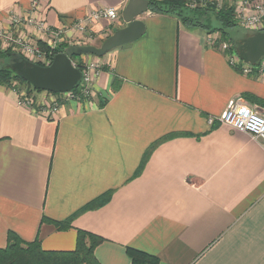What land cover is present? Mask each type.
<instances>
[{
    "label": "crops",
    "instance_id": "obj_1",
    "mask_svg": "<svg viewBox=\"0 0 264 264\" xmlns=\"http://www.w3.org/2000/svg\"><path fill=\"white\" fill-rule=\"evenodd\" d=\"M127 2L41 0V12L66 28L67 46L96 45L125 25ZM30 4L0 0V26ZM103 7L118 19L72 28ZM139 19L144 35L101 57L94 95L53 117L0 85V247L13 231L45 250H73L83 230L102 238L100 264H131L128 247L159 264H264V144L209 122L236 99L264 112V74L240 73L207 42L214 33L176 16ZM68 219L65 229L50 221Z\"/></svg>",
    "mask_w": 264,
    "mask_h": 264
},
{
    "label": "built area",
    "instance_id": "obj_2",
    "mask_svg": "<svg viewBox=\"0 0 264 264\" xmlns=\"http://www.w3.org/2000/svg\"><path fill=\"white\" fill-rule=\"evenodd\" d=\"M235 7L237 24L254 32L264 29V0H236ZM118 17V10L115 7H103L91 11L75 21L72 28L86 33L88 26L94 21L99 19L116 20ZM7 22V27L0 26L1 49L2 47L11 49L13 46H18L25 53L24 58L31 62L49 64L53 56L63 50L59 48L66 47L70 42H65L66 39H64L67 34L66 28H55L48 23L45 15L41 12V0H31L27 12L18 11L16 8L10 9ZM206 39L211 46L223 51L230 66L240 73L245 75L264 74V58L256 63H247L239 56L230 41L221 40L219 36L211 34L207 35ZM45 44L49 47V52H46ZM95 59L92 62L89 60L84 62L80 69L82 77L77 88L67 92L48 93L49 95L41 101H36L33 96L31 97L24 91L14 89L18 94V104L28 107L36 113L53 117L57 115L65 102L90 99L95 93V79L103 66L99 57H95ZM73 64L78 67L74 60ZM215 120L260 139L264 144V112L244 104L241 99L231 101L221 115L209 117L210 123Z\"/></svg>",
    "mask_w": 264,
    "mask_h": 264
},
{
    "label": "trees",
    "instance_id": "obj_3",
    "mask_svg": "<svg viewBox=\"0 0 264 264\" xmlns=\"http://www.w3.org/2000/svg\"><path fill=\"white\" fill-rule=\"evenodd\" d=\"M151 10L154 13L169 14L176 16L187 27H198L209 33L216 32L209 24L203 21L209 13L216 16L220 22V33L224 38L227 35V29L235 27L237 22L234 18L235 8L232 3L225 1L222 7L217 10L216 4L218 1L209 0L205 6L192 7L193 0H149ZM201 1V0H198ZM222 37V38H223ZM223 38V39H224ZM227 39V38H226ZM224 39V40H226ZM237 47V44H234ZM65 47V46H64ZM64 47H60L62 50ZM9 50L0 52V85L21 90L17 83L26 85L28 90H38L26 81L20 74L11 69ZM18 56V55H16ZM13 57V55H12ZM24 59L23 56H18ZM81 57H74L73 60L80 61ZM44 65V64H43ZM82 69L81 65H78ZM77 88V85L74 89ZM157 144V143H156ZM155 145V144H154ZM143 164L140 167L142 168ZM104 200L96 199L89 203L82 210L95 208L102 204ZM71 219V218H70ZM53 222L57 228L65 229L70 226L69 219L66 221ZM102 241V238L97 237L89 232L78 230L76 247L73 250L53 251L42 248L39 241L26 242L22 240L15 232L8 233V242L6 247H0V264H100L95 256V248ZM127 253L131 259V264H159V258L156 255L146 251L128 247Z\"/></svg>",
    "mask_w": 264,
    "mask_h": 264
},
{
    "label": "water",
    "instance_id": "obj_4",
    "mask_svg": "<svg viewBox=\"0 0 264 264\" xmlns=\"http://www.w3.org/2000/svg\"><path fill=\"white\" fill-rule=\"evenodd\" d=\"M149 0H128L123 9L125 25L107 36L100 45H69L56 53L47 65L14 59L11 69L20 74L33 87L48 92L71 91L80 81L82 73L74 66L73 58L81 55L103 57L117 47L124 46L141 38L146 30L139 17L149 10ZM239 56L247 63H256L264 58V29L255 31L241 39L238 45Z\"/></svg>",
    "mask_w": 264,
    "mask_h": 264
},
{
    "label": "rangeland",
    "instance_id": "obj_5",
    "mask_svg": "<svg viewBox=\"0 0 264 264\" xmlns=\"http://www.w3.org/2000/svg\"><path fill=\"white\" fill-rule=\"evenodd\" d=\"M216 1H218V3L216 4V9L217 10H219L222 7V5H223V3L225 1H227L228 3H232L234 5V8H236L235 7V1L236 0H216ZM208 2H209V0H201V1L193 0L192 3H191V6L192 7H196V6H199V5H201V6L205 5L206 6ZM234 18H235V16H234ZM203 21L205 23L209 24L212 28H214L216 30V32H213L215 36H216V34H218L217 36H219L221 38V40H224V39L227 38L226 41H230L231 43H233V45L236 43L237 47H235V46L234 47L236 48L237 51H238V45H239L241 39L254 33L253 30L247 29V28H243L242 26L237 24L235 27L227 29V35H226V38H224L223 36H221L222 34L219 31L220 30L219 29L220 28V22L217 20V18H216V16L214 14L209 13L207 18H203ZM89 36H93V34H90ZM64 39H68V38L65 36ZM71 39H73V38H71ZM67 41H70V39L66 40L65 42H67ZM102 41L103 40H100L99 42L97 41L96 45H100V43ZM88 44H92V43H88ZM41 46H43V45H41ZM44 48L46 49V52H49V47H47L46 44H45ZM7 50H9V52H11L12 55H13V57H12V55L10 56V60H9L10 61V66H12V64H14V59L15 58L20 59L18 56L25 57L24 56L25 53L18 46H13L11 49H9V48L6 49V47H2V49H1V47H0V52L1 51L4 52V51H7ZM60 52H62V51H60ZM16 55H18V56H16ZM83 56L84 55L77 56V57H83ZM95 57L97 58L98 56L85 55L83 60H82V58H80V61L79 60H77V61L75 60V62L77 64V66L81 65L83 67L85 61L89 60L90 62H92L93 60H96ZM100 62H101V64H103V59L101 57H100ZM41 65H43V64H41ZM15 83H17V86H18V88L21 89V91H24L25 93L30 94L31 97L32 96L34 98L36 97L37 100H39V101H41L42 99H45L49 95L48 93H54V92H48V91H44V90L38 91L36 89L35 90H28V87L26 85L20 84L18 82H15ZM39 95H42L43 97L42 98H38Z\"/></svg>",
    "mask_w": 264,
    "mask_h": 264
}]
</instances>
